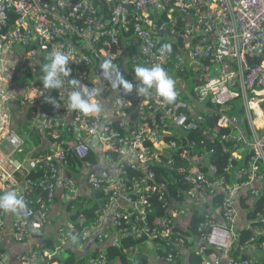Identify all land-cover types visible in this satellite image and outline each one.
<instances>
[{
	"label": "built area",
	"instance_id": "2783aa9c",
	"mask_svg": "<svg viewBox=\"0 0 264 264\" xmlns=\"http://www.w3.org/2000/svg\"><path fill=\"white\" fill-rule=\"evenodd\" d=\"M102 2L105 5L99 11ZM13 14L18 17L14 21ZM162 42L179 43L180 51L162 53ZM18 48L21 54L16 52ZM54 50L69 56L70 78L99 90L96 99L101 110L89 116L79 111L68 113L67 97L72 89L67 82L58 91H49L43 89V75L39 80L30 81L21 104L30 113L31 121L40 123L46 136L56 144V151L33 160L42 176L32 179L25 177L28 172L25 162L17 159L25 143L13 130L16 96L10 86L20 69L28 65L33 70L42 67L49 62L47 58ZM105 62L110 66L109 71L115 68L110 78L104 74ZM153 64L163 66L173 80L172 75L177 78L185 74L186 66L191 67L195 75L193 87L188 89L175 83L176 104L165 102L155 94V89L151 90V95L138 96L134 69ZM121 76L133 83L130 94L123 88ZM112 87L124 93L115 100L112 118L108 119L100 100L110 96ZM48 97L55 98L59 107L48 102ZM238 97L243 104L249 103L251 113L255 114L247 112L253 138L247 141L239 130L237 136H222L220 140L233 139L246 145L253 158L250 169H246L250 173L249 180L229 185L224 178L217 179L212 172L204 170L209 167V152L203 149L204 141L167 143L165 139L171 137V130L179 133L195 130L205 116L212 113L222 114L219 126L238 127V120L225 114L226 104ZM207 98L209 102L205 105ZM131 108L138 114L134 121L127 117ZM188 110L193 113V121ZM258 111L263 117L262 124L258 122ZM148 120L153 121V128L146 124ZM115 124H121L123 129ZM259 126L262 128L257 129ZM71 136L72 141L67 139ZM88 139L97 140L104 162L116 167L115 179L105 181L86 160L90 152ZM216 140L210 139V144H215ZM198 144L202 150L198 149ZM234 148L236 157L238 149ZM178 149L182 150L180 159L186 164L180 166L177 173L191 187L185 203L167 200V184H147L155 176L149 171L151 166L169 170L175 166L173 158L159 152ZM72 152L83 163V178L90 190L107 199L104 212L89 227L84 226L85 220L79 225L67 224L59 234L61 245L53 251L25 254L21 264H48L64 244L71 241L77 244L79 254H83L93 231L106 214L111 215L114 233H97V246L77 260H85V264H141L136 260L137 254H145L144 246L159 240L170 252L164 257L157 255V262L180 264V249L193 247L199 238L194 251L204 256L210 250L217 256L211 261L205 259L203 264H223V259L226 264H264V242H259L264 230V214H257L258 226L242 227L238 211V195L243 188L258 183L263 185L262 189L253 190L251 194L254 198L264 195V0H0V184L12 180L16 173L24 176L19 196L23 198L25 209L15 213L12 229L15 242L24 243L39 237L49 223L57 183ZM130 171L140 175L131 178ZM226 172L229 173L230 168ZM244 172L245 169H241L238 175ZM76 186L73 180L66 183L70 190H75ZM219 194L224 198L220 219L217 221L214 215L206 214L205 221L198 227L200 236L184 238L175 228L186 230L188 227L190 212L185 205L202 207ZM126 195H133L135 199L124 198ZM152 195L169 211L168 218L151 219L154 215L149 204ZM122 199L131 203L133 209L117 205ZM5 215L6 212L0 210V233L4 230ZM247 228L253 230L254 237L244 249L250 250L256 243L262 253L260 259H236L232 255L239 231ZM123 238L142 241L143 245L123 250L124 259L119 257L111 263L105 247H119ZM184 241L191 245L181 246ZM139 249L143 253H139Z\"/></svg>",
	"mask_w": 264,
	"mask_h": 264
},
{
	"label": "trees",
	"instance_id": "16d2710c",
	"mask_svg": "<svg viewBox=\"0 0 264 264\" xmlns=\"http://www.w3.org/2000/svg\"><path fill=\"white\" fill-rule=\"evenodd\" d=\"M105 5L104 2L101 3V6L99 7V11L103 10V6ZM17 17V15H12V20L14 21ZM164 44L171 45V52L170 53H176L180 51L179 43H171V42H162L160 44V47ZM204 65H207V61H202ZM187 69H190L188 66H186ZM42 68L39 69L40 72H38V77L40 78L43 73L41 71ZM183 80L181 78L175 79V83H180V81ZM183 86L182 84H180ZM177 100L172 102V104H176ZM243 100L242 98L238 97L235 98L233 101L226 104V110L225 114L232 119L238 120V127L229 126V127H221L218 125L219 120L222 117V114L219 113H212L207 116H205V119L202 123H199L197 125V128L195 130H191L186 133H179L175 130H171V137H167L165 141L171 142L179 140L183 141H204L206 143L205 149L209 152V161L208 165L209 167L204 168L206 172H212L213 177L220 179L224 178L226 183L229 185L234 184H241L245 183L250 178V173L247 172L248 169H250L251 161L253 158V153L247 148L246 145H242L241 143L233 142V139H230L229 141H221L222 136L227 137H234L239 134V130L243 133L247 141H251L253 138V128L250 124V120L247 116L246 107L242 104ZM189 115L190 121H193V113L188 110L186 111ZM127 117L131 119L132 121L136 120L138 117V114L136 112V109H130L128 110ZM135 123V122H134ZM146 124L153 128V121L148 120ZM117 128L123 129L121 124H115ZM206 132L204 135L203 133ZM203 134V135H202ZM216 138L215 144H210V139ZM70 141H72L73 137L67 138ZM187 142V143H188ZM149 146L151 149H154V147L149 143ZM234 147H237V152L239 156L234 157V151L236 150ZM198 149L202 150V146L198 144ZM244 150V151H241ZM182 150H165L162 152H159V154L170 156L175 161V166L173 169L169 170L163 167L158 166H151L149 168V171L154 173V179L148 180L147 184H161L165 183L168 187V195L167 200L173 201L177 203H185L187 201V195L191 191V187L186 184L182 178L177 173V169L180 166H183L186 164L185 161L180 159V154ZM87 161H90L92 164L95 163V154L90 149L89 157L86 159ZM259 163V162H258ZM68 164L73 167V169L76 171L75 173H78V171L81 172L83 169V163L80 161L76 153L72 152L68 155ZM261 165V164H260ZM230 168V172H226V169ZM241 169H245V172L243 175H238V172ZM247 169V170H246ZM140 173L135 171H130L129 176L131 178H134L136 176H139ZM42 176V173H40L37 169L27 172L26 176L27 178L32 179H38ZM57 189V188H56ZM264 192V191H263ZM1 193V190H0ZM56 193V192H55ZM93 198L97 199L96 202H91L89 205L85 206H78V212L75 216H73L74 220L79 219V217H83L85 220L84 226L89 227L92 226L94 223H96L100 218L101 215L104 212L105 206L107 204V199L105 196H103L101 193L94 192ZM21 192L19 193V195ZM55 198V197H54ZM238 198H240V206L241 209L244 210L246 213V218L249 221H253V227L258 226L259 223L257 221V214H264V195L255 198L254 203H251L249 200V197L246 195H238ZM133 199H135L133 197ZM223 195L219 194L217 196H212L211 199L204 204L202 207L197 206H191L185 205V207L188 209V212H190L189 217V224L186 230L175 228L177 231L181 232L184 236V238L188 237H198L200 236V233L198 231V227L205 221L206 214L210 215H217L218 218L216 220L218 221L219 218L222 216L221 214V206L223 204ZM92 204V205H91ZM150 207L154 210V215H152L151 219H160V218H168L169 217V211H167L163 207V203L158 200L156 195H152L149 200ZM79 222H76L75 224H78ZM252 227V228H253ZM254 237V232L252 229H242L239 231V240L237 244L234 245L232 250V255L236 259L242 258V259H248L249 256L244 254V245L249 242ZM259 242H264V237H261L259 239ZM143 245L142 241H134L131 238H123L120 242V246H112L108 245L105 247V253L109 259V261L112 263L115 260H117L119 257L123 256V250H128L131 248H137L139 246ZM155 245L157 246V250L155 251V255L159 256H166L170 250H168L165 246V243L163 241L157 240ZM191 244L184 241L181 246H187L189 247ZM55 245H49L47 249L49 250H55ZM44 250V249H43ZM43 252V251H41ZM139 249V253H140ZM143 253V252H141ZM154 256V255H153ZM77 256L75 253L70 252L68 256H65V258H58L56 256L55 258L48 261V264H85V260H77ZM217 258L216 254L214 252L208 250L204 253V256L198 255L196 251L192 252V255L190 256L189 264H203L202 262L206 260H213ZM137 262L141 264H150L149 258L143 253V254H137L136 258ZM21 263V258H20Z\"/></svg>",
	"mask_w": 264,
	"mask_h": 264
},
{
	"label": "crops",
	"instance_id": "0c3cea01",
	"mask_svg": "<svg viewBox=\"0 0 264 264\" xmlns=\"http://www.w3.org/2000/svg\"><path fill=\"white\" fill-rule=\"evenodd\" d=\"M16 52L21 54V48H18ZM40 68L42 67H36L35 70H33V67L31 65H28L25 69H20L16 73L10 86L11 92L16 96L13 108V130L22 137L25 143V147L23 151L18 154L17 159L25 162L28 172L36 169L33 160H35L37 157L56 151V144L53 140L46 136L45 131L43 130V126L40 123L32 122L30 113H27V110L21 104L23 92L27 84L32 80L40 79L38 77ZM172 76L175 79H183L180 81V83L178 82V84H182L188 89L192 88L194 85L193 80L195 78V75L191 67L189 70H186L184 75H178L177 78L175 77V75ZM123 93L124 92L122 90H118L115 87H112L110 96L100 100L101 107L108 119L112 118L115 100L119 98ZM261 128L262 127L259 126V128L257 129ZM87 143L89 148L95 154V163L93 164V170L105 181L115 179L117 176L116 167L113 165H108L104 162V154L97 140L88 139ZM1 158H3V156ZM75 172L76 171L71 165L67 164L63 166L60 179L57 183L54 202L49 213V223L39 237H32L24 243L15 242L12 236L13 220L15 214H9L8 212H6L3 224L4 230L0 233V264H21L20 258L25 254L38 251H52L47 249V247L51 244L55 245L56 247L57 245H61L59 234L62 228L66 227L67 224L84 220V218L80 219L81 216L77 220L73 219V216H75L78 212V206L89 205L91 202H96L97 199L93 198V194L95 193L90 190L85 182V179L83 178L85 170L82 169L81 172ZM23 179L24 176L16 173L15 177L12 180H9L7 183L0 184L1 193L3 194L5 192L14 190L19 195ZM68 180H73L76 182L77 186L75 190H70L66 187V183ZM262 186L263 185L261 184L254 183L251 187L243 188L240 192V195H246L247 197H249V201L251 203H254L255 198L251 193L253 190L262 189ZM129 197L132 198L133 195H126L124 198ZM123 200L124 199L120 200L119 204L117 205H124L127 209H133L131 203H126ZM240 202V198H238V211L240 213L241 226L252 227L253 221L247 220L246 213L243 209H241ZM214 216L218 218L216 214ZM113 231L114 230L111 222V215L106 214L103 216L99 227L93 231L91 239L86 244L85 250H83V254H79L77 244L71 241L67 244H64L65 246L57 256L58 258H65V256H68L70 252H73L77 257L80 258V255L89 254L97 246V233L108 232L109 234H113ZM255 232H257V230H255ZM261 235L262 236H260V238L264 237V230L261 232ZM198 241L200 242L199 238L196 239L194 243L195 245H193V247L191 248L180 249V264H189L190 256L195 250V246ZM146 247H148L149 253H145V255H147V257L149 258L150 264H159L156 260L158 254L155 255V251L158 249L157 246L155 244H150V246ZM243 251L250 258L260 259L262 257L259 245H257L256 243L250 247V250H247L245 248L243 249ZM222 262L223 264H226V260L223 259Z\"/></svg>",
	"mask_w": 264,
	"mask_h": 264
},
{
	"label": "clouds",
	"instance_id": "9594fccd",
	"mask_svg": "<svg viewBox=\"0 0 264 264\" xmlns=\"http://www.w3.org/2000/svg\"><path fill=\"white\" fill-rule=\"evenodd\" d=\"M160 51L162 53L171 52V45L164 44L161 46ZM48 63L42 66V84L43 89L59 90L67 82L71 86V92L67 97V112L72 113L79 111L85 116H89L99 112L100 105L97 102L98 89L96 87H88L84 85L80 80L71 77L70 58L69 56L60 50H54L47 58ZM104 74L106 78L111 77V73L115 72V68L112 67L109 71V64L105 62L103 65ZM135 73V90L138 96L151 95V90L155 89V94L162 97L167 103H172L176 99L175 82L171 76L165 71V68L160 64H153L151 66H136ZM65 78H68L67 81ZM121 84L128 94H130L134 85L132 82L120 77ZM48 102L52 103L56 107H59L55 103V98L48 97ZM25 204L23 198L17 194L16 191H8L0 195V210L8 212L9 214H15L23 212Z\"/></svg>",
	"mask_w": 264,
	"mask_h": 264
},
{
	"label": "rangeland",
	"instance_id": "374dc122",
	"mask_svg": "<svg viewBox=\"0 0 264 264\" xmlns=\"http://www.w3.org/2000/svg\"><path fill=\"white\" fill-rule=\"evenodd\" d=\"M242 104H243V103H242ZM243 105L246 106V109H247L248 115H255L254 113H251L249 103L244 102ZM258 114H259L258 117H260V119L258 120V122H259L260 124H262V121H263L262 114H261L259 111H258ZM241 151H244V150H241ZM238 156H239V154H238ZM144 250H145L146 253H149L148 247L144 246Z\"/></svg>",
	"mask_w": 264,
	"mask_h": 264
},
{
	"label": "water",
	"instance_id": "95a60500",
	"mask_svg": "<svg viewBox=\"0 0 264 264\" xmlns=\"http://www.w3.org/2000/svg\"><path fill=\"white\" fill-rule=\"evenodd\" d=\"M208 102H209V98H207L206 100H205V105H207L208 104ZM262 106H263V104H262Z\"/></svg>",
	"mask_w": 264,
	"mask_h": 264
},
{
	"label": "bare ground",
	"instance_id": "6f19581e",
	"mask_svg": "<svg viewBox=\"0 0 264 264\" xmlns=\"http://www.w3.org/2000/svg\"><path fill=\"white\" fill-rule=\"evenodd\" d=\"M254 107H255V105H254ZM259 115V114H258Z\"/></svg>",
	"mask_w": 264,
	"mask_h": 264
}]
</instances>
